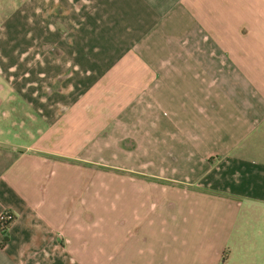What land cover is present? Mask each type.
<instances>
[{
  "label": "crops",
  "instance_id": "obj_1",
  "mask_svg": "<svg viewBox=\"0 0 264 264\" xmlns=\"http://www.w3.org/2000/svg\"><path fill=\"white\" fill-rule=\"evenodd\" d=\"M35 2L61 27L5 79L76 154L0 139V264H264V0Z\"/></svg>",
  "mask_w": 264,
  "mask_h": 264
},
{
  "label": "rangeland",
  "instance_id": "obj_2",
  "mask_svg": "<svg viewBox=\"0 0 264 264\" xmlns=\"http://www.w3.org/2000/svg\"><path fill=\"white\" fill-rule=\"evenodd\" d=\"M36 8L37 4L35 0H0V139L24 147L41 144V146L55 152H65V154L75 155V150L69 148L60 149L55 145V142H51L50 135L47 136L48 138L40 137L43 134L41 132L47 134L46 130L50 129V124L43 121L27 105L24 98L19 96V94H25L27 91L35 92L39 90L40 85L38 87L35 86L33 83L34 78L24 80L22 84L26 83L24 88L28 87L29 82H32L27 91L24 88L20 89V86H12L5 79V76L8 74L9 60L12 61V58L14 59L10 64H21L19 62V52H23L24 49H38L47 42L50 39L51 32L49 26L51 23L58 28L61 27V24L51 16L49 17L50 22L47 20L40 22L41 29L40 27L39 29L41 32L39 31L40 34H38ZM27 56L28 58H32L33 53H28ZM27 67L34 68V61L32 60ZM62 121L63 119L61 118L60 124ZM62 124L64 123L62 122ZM50 154L45 156L53 157V154ZM105 161L107 165L100 167L101 174H106L105 180L97 178L98 166L84 164L83 174L87 180L84 181L85 184L81 189L85 193L84 199H86L87 203L89 201L90 205L101 204L102 207H107L105 221L107 230L109 231L115 222L113 211L115 202V175H125L127 174L125 172L127 170L117 167L114 158L107 157ZM87 169H90V172L87 173ZM82 197H76V201L82 199Z\"/></svg>",
  "mask_w": 264,
  "mask_h": 264
},
{
  "label": "trees",
  "instance_id": "obj_3",
  "mask_svg": "<svg viewBox=\"0 0 264 264\" xmlns=\"http://www.w3.org/2000/svg\"><path fill=\"white\" fill-rule=\"evenodd\" d=\"M10 215L12 216V219L11 220H6V221H0V230L1 231H5L7 229V227L9 226L10 222L13 220L14 218V215L12 214V212H9ZM6 240V237H4L3 241Z\"/></svg>",
  "mask_w": 264,
  "mask_h": 264
},
{
  "label": "built area",
  "instance_id": "obj_4",
  "mask_svg": "<svg viewBox=\"0 0 264 264\" xmlns=\"http://www.w3.org/2000/svg\"><path fill=\"white\" fill-rule=\"evenodd\" d=\"M10 211L8 210H4L1 214H0V221H6V220H11L12 216L9 213Z\"/></svg>",
  "mask_w": 264,
  "mask_h": 264
}]
</instances>
